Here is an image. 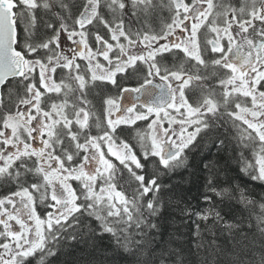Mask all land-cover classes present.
I'll use <instances>...</instances> for the list:
<instances>
[{
    "label": "snow or ice",
    "instance_id": "obj_1",
    "mask_svg": "<svg viewBox=\"0 0 264 264\" xmlns=\"http://www.w3.org/2000/svg\"><path fill=\"white\" fill-rule=\"evenodd\" d=\"M229 151L264 184V0H0V264L104 234L187 264L158 239L177 173L238 208L179 209L202 264H264V194L219 187Z\"/></svg>",
    "mask_w": 264,
    "mask_h": 264
},
{
    "label": "trees",
    "instance_id": "obj_2",
    "mask_svg": "<svg viewBox=\"0 0 264 264\" xmlns=\"http://www.w3.org/2000/svg\"><path fill=\"white\" fill-rule=\"evenodd\" d=\"M153 25L158 27L159 21H153ZM129 83L135 85L134 81ZM111 92H116V89L111 88ZM221 130L223 131V129ZM214 153L215 149H213L212 153H209L208 158H211ZM233 155L229 151L221 153L217 157L218 166L223 173L218 180L219 187H231L234 190L235 185H240L241 187H247L257 197L264 194V184L251 180L241 172V165L232 158ZM185 176L186 173H177L172 177L171 181H165V183L175 185L174 191L177 195L171 197L172 207L165 212V219L161 221L162 228L158 239L161 243L170 241L174 248L184 249L187 264H202L204 254L202 251H197L195 246L197 238L192 235L195 231V226L191 221H188L187 224L183 223L187 218L179 214V209L184 208L185 205H190L192 209L197 211L208 208L209 205L202 199V194L212 196L215 203L222 209L221 214L228 213L226 219H230L232 213L238 214V208L227 199L221 203L219 197L214 196L210 192L205 193L203 178L195 184H189L183 182ZM181 196L183 200L179 202ZM251 223L255 224V220L253 219ZM209 224H211V220ZM201 227L203 228L202 222ZM245 229L247 230V223ZM253 232H255V229H253ZM91 243V241L88 243L80 242L78 244L68 242L63 250V254L50 258L51 264H76V262L78 264H86V262H90V264H127V260L123 256L116 254L113 246L114 241L108 234L98 236L94 246H90Z\"/></svg>",
    "mask_w": 264,
    "mask_h": 264
},
{
    "label": "flooded vegetation",
    "instance_id": "obj_3",
    "mask_svg": "<svg viewBox=\"0 0 264 264\" xmlns=\"http://www.w3.org/2000/svg\"><path fill=\"white\" fill-rule=\"evenodd\" d=\"M132 86H134V84H132ZM116 92H113V94H115Z\"/></svg>",
    "mask_w": 264,
    "mask_h": 264
}]
</instances>
